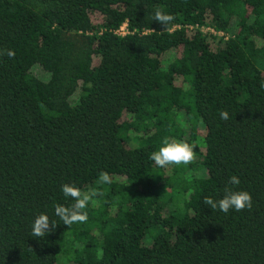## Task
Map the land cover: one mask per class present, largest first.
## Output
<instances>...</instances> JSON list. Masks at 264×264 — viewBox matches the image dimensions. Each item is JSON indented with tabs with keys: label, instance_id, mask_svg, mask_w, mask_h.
<instances>
[{
	"label": "trees",
	"instance_id": "trees-1",
	"mask_svg": "<svg viewBox=\"0 0 264 264\" xmlns=\"http://www.w3.org/2000/svg\"><path fill=\"white\" fill-rule=\"evenodd\" d=\"M0 49V264H264V0H0ZM165 138L195 161L155 166ZM232 175L251 210L204 205Z\"/></svg>",
	"mask_w": 264,
	"mask_h": 264
},
{
	"label": "clouds",
	"instance_id": "clouds-1",
	"mask_svg": "<svg viewBox=\"0 0 264 264\" xmlns=\"http://www.w3.org/2000/svg\"><path fill=\"white\" fill-rule=\"evenodd\" d=\"M175 19L174 15L166 13L162 8L158 7L153 12V20L158 22L161 26L167 27ZM7 55L9 58H14V52L11 49H0V56ZM221 120H228L229 114L227 111L220 112ZM149 159L154 162L158 168H167L171 165H189L196 159V152L194 145L177 141L175 139L163 140V146L158 151H154ZM99 184H110L112 178L107 171H101L98 174ZM240 178L232 175L228 178V182L224 188V195L220 199H214L211 196L203 198L202 203L207 205L211 210H219L227 214L229 211L241 212L244 210H251L252 196L249 192L244 190H234L239 186ZM61 191L66 198H71L74 203L70 206L61 204L54 205V212L63 224L67 227L77 223L87 222L88 215L85 211L90 205H94L96 201L94 197L99 195L95 190L84 191L74 184H63ZM55 221H50L46 214H39L31 226V234L38 238H44L56 227Z\"/></svg>",
	"mask_w": 264,
	"mask_h": 264
},
{
	"label": "built area",
	"instance_id": "built-area-1",
	"mask_svg": "<svg viewBox=\"0 0 264 264\" xmlns=\"http://www.w3.org/2000/svg\"><path fill=\"white\" fill-rule=\"evenodd\" d=\"M128 32L126 29L125 23H122L115 31L114 33L117 35H124Z\"/></svg>",
	"mask_w": 264,
	"mask_h": 264
}]
</instances>
